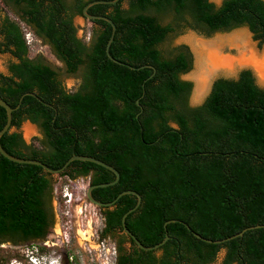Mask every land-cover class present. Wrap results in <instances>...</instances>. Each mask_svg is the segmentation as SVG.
<instances>
[{"label":"trees","instance_id":"1","mask_svg":"<svg viewBox=\"0 0 264 264\" xmlns=\"http://www.w3.org/2000/svg\"><path fill=\"white\" fill-rule=\"evenodd\" d=\"M0 98L13 109L1 145L11 156L38 160L59 170L75 155L99 159L120 173L119 182L97 188L93 197L114 201L97 207L101 239L119 232L116 264H264V86L250 68L217 77L202 104L193 106L194 84L182 77L193 69L187 45L171 39L186 31L207 38L246 28L264 48V0H120L88 13L110 18L113 27L88 20L87 43L78 36L76 16L97 0H0ZM112 1V0H107ZM21 24L48 44L80 78L75 91L42 57L31 58ZM0 106V132L7 124ZM37 125L41 146L27 144L21 128ZM53 174L8 160L0 153V264L17 258L2 245L45 242L53 225ZM61 179H89V186L116 180L112 171L75 161ZM63 187V186H61ZM62 201L61 195L57 196ZM61 203V202H60ZM243 233L242 236L239 234ZM200 236V237H197ZM5 253L8 257H3Z\"/></svg>","mask_w":264,"mask_h":264},{"label":"rangeland","instance_id":"2","mask_svg":"<svg viewBox=\"0 0 264 264\" xmlns=\"http://www.w3.org/2000/svg\"><path fill=\"white\" fill-rule=\"evenodd\" d=\"M210 1L220 6L224 0ZM74 24L78 29V36L88 43L93 30L92 24L82 16H76ZM21 25L30 46V57H42L59 72L66 88L75 91L80 84V78L69 75L66 66L57 58L53 49L38 39L30 28ZM171 41L175 46L187 45L192 52L193 69L182 78L194 84L190 101L193 106L203 103L217 77H234L242 68L252 69L258 83L264 86V75L259 71L260 66H257L259 64L260 69L264 68V48L258 47L253 35L246 28L228 33H216L209 38L189 30L173 37ZM206 43L218 47L220 52L217 58H223L226 63V66L212 72V75L208 74L210 69L207 63L208 53L201 52V48L205 47ZM10 61V55L0 56L1 73H8L7 67ZM20 131L27 144L42 145L44 138L37 125L25 122ZM52 180L55 188L53 201L55 224L52 234L47 242L27 243L18 247L2 245V248L8 250L10 254L17 255L11 264H115V243L113 239L100 238L104 220L100 211L88 201L86 196L89 179L66 181L59 175H53ZM66 190H68L67 197L64 196ZM59 195L62 201L58 200ZM2 256L8 257L5 253ZM222 258L221 255L216 264H221Z\"/></svg>","mask_w":264,"mask_h":264},{"label":"water","instance_id":"3","mask_svg":"<svg viewBox=\"0 0 264 264\" xmlns=\"http://www.w3.org/2000/svg\"><path fill=\"white\" fill-rule=\"evenodd\" d=\"M120 0H112V1H107V0H97V1H93L91 3H89L83 10V16L84 18L88 19V20H104L106 22H108L112 27H113V33H112V37L108 43V46H107V54L109 56V58L116 62V63H119V64H123L121 63L120 61H118L117 59H115L113 56H111L110 54V47H111V44L114 40V36L116 34V31H117V27L115 25V23L110 19V18H107V17H104V16H93V15H90L88 13V10L94 6V5H98V4H105V5H115L119 2ZM0 106L3 107L6 111H7V117H8V120H7V124L5 125V127L3 128V130L0 132V153L5 157L7 158L8 160L10 161H13L15 163H20V164H29V165H36V166H40L42 167L45 171L53 174V175H59L60 173H62L65 169H67V167L72 163V162H75V161H81V162H90V163H94V164H97V165H100L110 171H112L113 173H115L116 175V180L113 181V182H110V183H104V184H99V185H91L88 187V190H87V199L88 201L96 206V207H112L120 198H122L123 196L125 195H135L137 196L138 198V203L137 205L129 210L127 213L124 214L123 218H122V225H123V228H124V231L125 233L131 238L133 239L136 244L138 245V247L144 251H153V250H157L159 247L163 246L164 244H166V242L170 239L169 236H167L165 238V240L160 243L159 245L155 246V247H145L137 238L136 236L127 228L125 222H126V218L128 217V215H130L131 213L135 212L139 206L141 205V202H142V197L139 193L135 192V191H124L122 192L114 201L110 202V203H103V202H99L97 201L93 195H92V192L94 189H97V188H106V187H110V186H114L116 185L119 180H120V173L114 168L112 167L111 165L99 160V159H96V158H93V157H88V156H78V155H75L73 156L72 158H70L68 160V162L64 165L63 168L59 169V170H54V169H51L49 168L47 165H45L44 163H42L41 161H38V160H32V159H20V158H17V157H14V156H11L10 154H8L2 147L1 145V139L2 137L9 131L11 125H12V120H13V111L14 109L6 102L4 101L2 98H0ZM243 233L239 234V236H242ZM197 237H200L197 235Z\"/></svg>","mask_w":264,"mask_h":264},{"label":"bare ground","instance_id":"4","mask_svg":"<svg viewBox=\"0 0 264 264\" xmlns=\"http://www.w3.org/2000/svg\"><path fill=\"white\" fill-rule=\"evenodd\" d=\"M200 43V42H199ZM202 47V46H201ZM201 52L204 54L205 52L208 53L207 56V63H208V67L210 68L208 70V74L212 75V72L216 71L217 69L221 68L222 66H226L224 63V61L221 58H217L219 49L218 47H214L213 44H207L205 45V47L201 48ZM201 53V54H202ZM260 61V60H259ZM263 61V60H262ZM264 62V61H263ZM262 64V63H261ZM257 66L261 67V65L257 64ZM259 67V71L261 72V74L264 75V68L262 67V69H260ZM203 88V87H202Z\"/></svg>","mask_w":264,"mask_h":264},{"label":"flooded vegetation","instance_id":"5","mask_svg":"<svg viewBox=\"0 0 264 264\" xmlns=\"http://www.w3.org/2000/svg\"><path fill=\"white\" fill-rule=\"evenodd\" d=\"M31 29V31L34 33V28L32 27V28H30ZM43 41V40H42ZM90 41V40H89ZM48 45V44H47ZM36 58H38V57H36ZM45 61V60H44ZM45 64H48L46 61H45ZM48 65H50V64H48ZM51 66V65H50ZM52 67V66H51ZM53 68V67H52ZM56 70V69H55ZM58 79L62 82V84L65 86V84H64V82L62 81V79H61V77H58ZM66 87V86H65ZM40 129V128H39ZM40 131H41V129H40ZM42 132V131H41ZM43 134V138H44V140H43V142H44V149H45V134L44 133H42ZM52 215H53V225H52V227L50 228V230H49V234H48V237H47V239H46V241L45 242H47L48 241V239H49V237L51 236V234H52V231H53V228H54V224H55V214H54V209H53V203H52ZM101 238V237H100ZM109 239H113V241H114V243H115V247H116V251H117V253H116V258H115V264L117 263V259H118V256H119V251H118V249H117V245H119V244H121V242H122V240H123V237H122V235L119 233V232H116L114 235H113V237H110ZM123 247H125L126 249H130V244L129 243H123V244H121Z\"/></svg>","mask_w":264,"mask_h":264},{"label":"built area","instance_id":"6","mask_svg":"<svg viewBox=\"0 0 264 264\" xmlns=\"http://www.w3.org/2000/svg\"><path fill=\"white\" fill-rule=\"evenodd\" d=\"M64 196H65V197L68 196V190H66V192L64 193ZM71 199H72V196H71ZM102 245H104V242H102ZM116 253H117V251H116V247H115V248H114V254H115V256H116Z\"/></svg>","mask_w":264,"mask_h":264}]
</instances>
